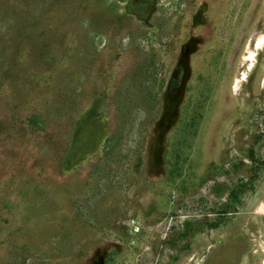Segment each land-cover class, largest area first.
Segmentation results:
<instances>
[{"label": "rangeland", "instance_id": "374dc122", "mask_svg": "<svg viewBox=\"0 0 264 264\" xmlns=\"http://www.w3.org/2000/svg\"><path fill=\"white\" fill-rule=\"evenodd\" d=\"M263 204L264 0H0V264H262Z\"/></svg>", "mask_w": 264, "mask_h": 264}, {"label": "bare ground", "instance_id": "6f19581e", "mask_svg": "<svg viewBox=\"0 0 264 264\" xmlns=\"http://www.w3.org/2000/svg\"><path fill=\"white\" fill-rule=\"evenodd\" d=\"M261 42H262V39L260 38V39L258 40V44H257V46L260 45ZM258 211H259L260 213L264 214V204L258 207ZM263 261H264V260H263ZM262 264H264V262H262Z\"/></svg>", "mask_w": 264, "mask_h": 264}]
</instances>
